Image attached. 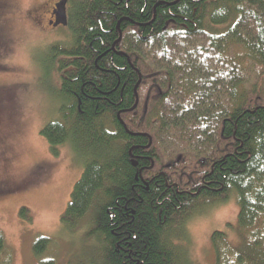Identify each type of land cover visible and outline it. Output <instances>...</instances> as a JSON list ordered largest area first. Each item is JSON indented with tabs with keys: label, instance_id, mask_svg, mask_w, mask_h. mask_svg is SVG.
<instances>
[{
	"label": "trees",
	"instance_id": "obj_1",
	"mask_svg": "<svg viewBox=\"0 0 264 264\" xmlns=\"http://www.w3.org/2000/svg\"><path fill=\"white\" fill-rule=\"evenodd\" d=\"M70 32L48 48L61 120L40 133L84 160L60 220L99 230L91 264H191L187 223L230 195L236 239L211 234L214 264H264V0H80ZM48 244L37 264H55Z\"/></svg>",
	"mask_w": 264,
	"mask_h": 264
},
{
	"label": "rangeland",
	"instance_id": "obj_2",
	"mask_svg": "<svg viewBox=\"0 0 264 264\" xmlns=\"http://www.w3.org/2000/svg\"><path fill=\"white\" fill-rule=\"evenodd\" d=\"M49 1L9 0L0 21V230L12 264L38 263L32 253L38 236L49 239L42 257L55 264H91L99 259V230L86 221L70 232L60 220L84 160L68 143L54 155L40 133L61 120L54 94L64 58L52 62L48 48H66L72 39L67 29L45 26ZM199 209L187 223L188 254L191 264H214L211 234L236 239L227 227L236 224V197Z\"/></svg>",
	"mask_w": 264,
	"mask_h": 264
},
{
	"label": "flooded vegetation",
	"instance_id": "obj_3",
	"mask_svg": "<svg viewBox=\"0 0 264 264\" xmlns=\"http://www.w3.org/2000/svg\"><path fill=\"white\" fill-rule=\"evenodd\" d=\"M60 0H52L47 2V14L45 17V26H47L51 30H56L58 28L67 29L70 31V11L72 9L73 0H66L65 3V15H66V25H55L56 23V4ZM12 6V4L9 2V0H0V21L2 17L6 14V11ZM8 8V9H7ZM7 9V10H6Z\"/></svg>",
	"mask_w": 264,
	"mask_h": 264
},
{
	"label": "water",
	"instance_id": "obj_4",
	"mask_svg": "<svg viewBox=\"0 0 264 264\" xmlns=\"http://www.w3.org/2000/svg\"><path fill=\"white\" fill-rule=\"evenodd\" d=\"M65 3L66 0H60L57 4H56V23L55 25H66V15H65Z\"/></svg>",
	"mask_w": 264,
	"mask_h": 264
},
{
	"label": "bare ground",
	"instance_id": "obj_5",
	"mask_svg": "<svg viewBox=\"0 0 264 264\" xmlns=\"http://www.w3.org/2000/svg\"><path fill=\"white\" fill-rule=\"evenodd\" d=\"M70 27V26H69ZM203 250V249H202Z\"/></svg>",
	"mask_w": 264,
	"mask_h": 264
}]
</instances>
